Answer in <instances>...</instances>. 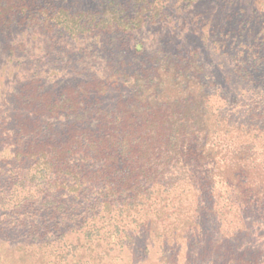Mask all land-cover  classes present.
Segmentation results:
<instances>
[{
    "label": "trees",
    "instance_id": "obj_1",
    "mask_svg": "<svg viewBox=\"0 0 264 264\" xmlns=\"http://www.w3.org/2000/svg\"><path fill=\"white\" fill-rule=\"evenodd\" d=\"M73 5L0 0L4 51L59 66L8 74L23 85L16 113L0 111V264L12 247L47 264H264V21L247 45V23L212 16L245 46L219 77L175 39L202 28L186 5L179 21L162 0Z\"/></svg>",
    "mask_w": 264,
    "mask_h": 264
},
{
    "label": "rangeland",
    "instance_id": "obj_2",
    "mask_svg": "<svg viewBox=\"0 0 264 264\" xmlns=\"http://www.w3.org/2000/svg\"><path fill=\"white\" fill-rule=\"evenodd\" d=\"M74 2L73 7L75 9H99L100 6L103 4V1L105 0H72ZM165 3L166 9L170 10V14L177 16L176 20L179 21L180 12L183 10V7L186 5V9L190 11L189 13H192L191 16H198L197 23H200L202 26L201 29L197 30L194 28V23H189V25L186 28V25L182 30H178V36L175 38L176 41L185 43L184 50H187L189 52L198 53L199 55V61L206 67L207 73L216 75V76H223L224 74L231 72L233 64L230 62V56H235L237 53L244 51L245 46L242 42V40H228L223 43L221 40L223 38H220V33L215 26L214 21L211 22L212 16L216 15L220 18L219 20L223 21V15H225L222 11H220V8L223 6L222 3H218V0H196V3L192 7L187 5V1L185 3L184 0H162ZM237 3L235 5H228L227 10L229 12V15H225L226 17H231L233 19L232 25L235 26V22H243L247 23V28L245 30V36L243 37V41L247 43V45L251 42L248 38V35L250 33L252 37H254L259 29L261 28V25L264 21V12H262V8H264V0H236ZM255 1V2H253ZM262 3L261 6H258V2ZM122 3L126 2V0H121ZM225 10V9H224ZM261 10V11H260ZM202 12L205 13V19L204 17H199V14ZM222 16V18L220 17ZM183 17H186L185 14L182 15ZM260 17L262 19H260ZM227 18V19H228ZM205 20L206 22L202 21ZM211 22V23H210ZM196 23V22H195ZM178 25V22L176 23ZM19 37V42L23 45H35L34 42H36V39L32 37L29 34H24L21 31L17 33ZM154 35L151 31L149 34H145V45L146 49L144 51V55L147 57H151V53H159L161 52V47L158 46L157 42L154 41ZM36 36V35H34ZM249 36V38L252 39V37ZM7 42V39L5 38V35L3 32L0 31V72L3 73L2 79L0 80V111L2 113H7L8 115H14L18 109L17 102L15 99V96L13 94V89L18 88L21 85H23L20 82H16L13 84V80L11 77H16V71L10 76L8 74L15 70L14 66H17L18 63L16 60H18L19 64L22 62L21 70L25 72V76L28 78V74H30V77H33L35 73H45L44 80L52 79L53 74L51 76L50 72L53 71V69H59V66L54 65V63L49 61L45 62L44 64H39L40 66L34 65L35 63L29 58L25 59L26 57L23 56L21 53H17L16 56L9 55L8 52L4 51V46ZM132 43H130V47H132ZM161 44V43H159ZM38 47L41 45V40H38ZM162 46V45H161ZM40 50H36V52H40ZM171 52V51H169ZM142 56L140 59L133 60V68H140L143 64L146 62L143 61ZM20 57H22L23 61L20 60ZM48 59V58H47ZM20 60V61H19ZM26 61V62H25ZM55 61V60H54ZM126 61H132L129 59H126ZM147 61V60H146ZM147 66V65H145ZM85 68L84 66H77L73 70H70V66H67V68L64 71V77L62 78V81L64 83L69 82H75V78L73 74L78 72ZM73 71V74L70 73ZM6 75V76H5ZM43 75V74H42ZM89 75V74H88ZM10 79H7V78ZM25 78V79H27ZM57 80V78H55ZM206 81V79H205ZM59 82V81H58ZM71 82V83H72ZM61 85V84H59ZM152 253V252H151ZM4 258H6L7 261H9L11 264H47L45 263L39 256H36L33 252H28L26 250L22 249H16L15 248H7L4 251ZM152 258V257H151ZM77 262H70L65 264H77ZM80 264V263H79ZM89 264H94L89 263ZM120 264V263H119ZM124 264H127L125 262ZM139 264H158L154 259H144Z\"/></svg>",
    "mask_w": 264,
    "mask_h": 264
}]
</instances>
